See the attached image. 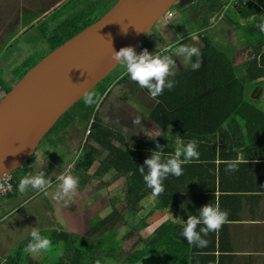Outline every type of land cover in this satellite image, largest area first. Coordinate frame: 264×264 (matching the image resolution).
Returning <instances> with one entry per match:
<instances>
[{
    "label": "trees",
    "instance_id": "obj_1",
    "mask_svg": "<svg viewBox=\"0 0 264 264\" xmlns=\"http://www.w3.org/2000/svg\"><path fill=\"white\" fill-rule=\"evenodd\" d=\"M66 1L53 9L43 19L53 12H56V18H61L63 14L59 13V15L57 12H59ZM115 2L116 0H103V8L101 9L103 11L101 13L95 12V3L92 4L89 0L80 2V4H83V7L79 8L77 11L75 8L70 9H74V13L63 17V20L56 25L54 30L49 32L50 34L47 33L48 29L42 30V34L38 33V37L41 38V41L43 43L45 41L48 43L49 50L46 51V54L63 44L86 26L98 20ZM259 4L258 0H250L246 3L243 1H241V3L239 1L238 3V0H236V3L233 4L235 6L233 9L240 19L251 17L250 20L252 24L250 26V31L260 35V31H254L252 29V26L257 24L255 22V16L259 13ZM43 19L37 23L41 22ZM37 23L30 27L28 32L32 30ZM254 29L256 30V27H254ZM261 36L264 37V32H262ZM203 49V51L200 49L202 57H208V59L205 58L207 63L215 64L213 70L207 69L202 75L201 68L199 71H191L189 68L185 69L178 75L169 77V79L176 80L177 83L175 87L172 90L165 89L163 94L155 99L144 89L150 99L156 100L155 104L148 111V118L160 127L169 126L176 131L194 134L196 132L200 133L201 131H221L222 127L219 118L223 119L224 122L227 117L233 115V117L238 116L240 118H245L244 130L247 131V134L255 132L256 130L259 131L257 127L258 125L261 126V124L257 121V118H261L264 124V110L260 107L246 104L244 99V88L246 82L258 84L264 79V44L260 42L258 44H253L252 50L254 51V56L247 62L246 69L244 66H239L242 71L239 74H235L230 57H226L224 52L209 48L206 44ZM209 50L210 52H216V54H206ZM43 56L45 55H42V57ZM213 58L216 59L212 60ZM37 62L38 60H26L23 63V65L27 67L25 72ZM203 66L204 64L202 63L201 67ZM216 66L219 67L218 70H216ZM20 78L21 77L17 78L13 84L17 83ZM107 87L106 84H103L101 88L102 94L98 92L97 94L102 97ZM11 88L12 86L9 88L3 87L0 81V99L4 98ZM241 103L245 104L247 110H249L248 113H242V110L246 108H241ZM78 104H80L79 109L81 111V119H78V121L82 124L84 129L89 127L88 129L90 132L88 136L91 139V141L86 143L80 150L83 151V155L76 160V163L73 165L75 172L80 176L79 183L81 181L85 189H88V181L92 177L103 179V176L109 173L110 170H114V175L112 176L114 179L120 175L125 176L124 196L129 207L126 209V214H124L125 211H117L115 208H112L103 219H101V217H95L96 223H94L90 229L84 230L83 237L79 234L64 230L53 233L50 239L52 240L53 246L63 243L60 251L63 256V260L59 262L61 264H95L96 260H100L101 264H106V258H114L119 248L116 240V222L122 219L127 221L129 217H136L137 212L142 208V203L145 198L150 194L154 195L152 190L145 185L137 169L143 166L144 160L151 155V151L145 146L144 143L147 142L145 140L136 143L134 148L127 146L123 147L121 146L122 142L118 146L116 140L119 136H122L103 124L102 119L97 114L98 104L87 106L84 104L83 99H80L74 106ZM63 117H66L70 122L75 119L70 116V109L62 118ZM204 117L217 118L211 123H203ZM56 123H58V121ZM56 125L57 124L54 126ZM29 160H31V158ZM28 161L16 171L22 169L24 173L27 174L24 167ZM97 163L98 165L91 173V170ZM197 165H199L197 162H193L184 165L183 169H188V175L197 178L198 174H196L194 170V167ZM183 173L185 174V171H183ZM13 179L14 190L8 197H13L18 188V182L14 176ZM180 180L181 176L175 177L169 175L163 182L164 192L160 195H154L158 200L156 206L150 209L143 217L137 219V225L134 228L132 227L138 231L140 229L143 230L141 232L142 235L139 237L140 239L137 238V240H144V244L141 248L136 247L128 253L125 259L129 264L140 260L145 255H156L161 249L165 252V264L190 263L192 246H189L186 240L179 235V232L182 231V225L173 223L172 221L163 224L160 220H155L158 215L164 213L166 206H176L178 204L181 193ZM215 201V198L214 200L212 199V203H215ZM150 225H152V227H150ZM106 232H108L107 234L109 236L113 237L115 243L109 242L105 234ZM133 232L134 230H131L128 234L131 235ZM97 233L100 234L97 236ZM92 238H94L95 245H87ZM79 239L81 240L80 244ZM105 247L106 250L104 249ZM58 248L60 249V246H58ZM58 248H53L51 250L56 251ZM30 260L33 264L38 263L32 259ZM11 263L16 264L13 262Z\"/></svg>",
    "mask_w": 264,
    "mask_h": 264
},
{
    "label": "crops",
    "instance_id": "obj_2",
    "mask_svg": "<svg viewBox=\"0 0 264 264\" xmlns=\"http://www.w3.org/2000/svg\"><path fill=\"white\" fill-rule=\"evenodd\" d=\"M21 1L22 3L18 9L22 12L25 9H28V5L24 4V0ZM64 1L66 0H63L62 2ZM217 1L220 2L219 7L212 8L214 7L216 0H203V7L195 13L192 4H195L198 0L179 1L177 4L183 8L185 19L189 20L191 18H197L199 20L197 24L199 29L195 32H189L186 30L188 29L187 27L183 31L175 21L170 20V16H164V20H161V18L155 22L152 29L149 30L139 46L143 49H147L150 53L160 48L169 47V51L165 54L172 56L175 60L176 67L174 71L175 75H178L180 72L188 69V67L184 65L181 57L175 55L176 48L180 44H187L189 46L196 45L203 51V47L206 44L209 48L224 52L226 57H230L231 63L234 66L235 74L241 73L242 71L239 66H244L246 69L247 62L254 56V51L252 50L253 44H258L259 42L264 44V37L257 42L256 39H253L249 26L247 27L248 29L246 28V32L243 31L240 33L241 30L238 31L235 27L236 18L238 17L236 13L228 14L227 16L221 15L220 17L222 18L220 20L219 17L215 20V23L211 24L210 20H213V16L217 15L216 13H218L219 8L228 3L226 2L227 0L222 2L221 0ZM248 1L250 0H245L243 2L246 3ZM3 2L4 0H0V21L5 19V7L1 6L4 5ZM62 2L56 5L53 9L59 6ZM259 3L262 11L255 16L256 23H259L261 19L264 18V2L260 0ZM234 7V5H230L227 10H233ZM208 8L211 12L208 11ZM53 9L42 15L38 12L26 11L24 13L28 15L26 20L23 19L24 14H22L21 22H18V27L11 33L10 38L14 36L12 37L13 39H2L0 41V57L2 56V51L13 45V42L16 39L22 37L21 35L33 32L32 28L29 32L28 29L43 19ZM248 18L251 19V17ZM193 33L199 34V41H193L191 39ZM208 34L214 36V41L207 36ZM261 34L262 32H260V35ZM216 43H220L221 46L216 45ZM234 44H236V46H234ZM210 53L216 54V52H210V50L206 52V54ZM205 58L208 59V57ZM205 58L202 57L204 64V66L201 67L202 75L207 69L213 70L215 66L213 63H207ZM214 59L216 58H213L212 60ZM3 67L4 66L2 65L1 71ZM218 69L219 67L216 66V70ZM117 75L118 77H116L113 87L109 92H112L111 102L116 103V101H112L115 91L118 92L117 90H114L116 89V86H124L126 90L130 89V93L135 89H137L136 91L142 90L146 93L144 89L140 88L138 84L125 74L124 69ZM2 81L3 80H1V82ZM117 81H119L118 85ZM127 81H130L131 84H134L135 86L133 87L129 83H126ZM107 95L108 94H106V97ZM244 99L246 104L254 105L264 110V79L258 84L246 82ZM155 101H153L152 106L155 104ZM122 103H126V105L130 106L132 109L136 108L135 104L127 100H123ZM242 107L246 108L242 110V113L249 112L244 103H241V108ZM98 115L101 117L99 112ZM216 118L217 117H204L203 123H211ZM219 120L222 127L221 131H201L200 133L196 132L194 134L176 131L169 126L165 128L161 127L163 130L160 131V126L151 120L150 122L153 126L149 125V127L154 130V133L146 135L143 133L144 131L139 130L136 134H132L128 139L122 132L117 130L118 134L122 136H119L117 141L120 143L122 142L121 146L123 147L127 146L134 148L136 143L145 140L147 142L144 144L151 152L156 150V144L158 143L161 146H164L162 151L166 153V155L174 152V141L176 138L175 136L177 135L182 137L185 143L189 140L197 141V150L200 152V161H202L197 162L199 165L194 167L196 174H198L197 178L189 176L187 173L188 169H183L185 174L183 173L181 175V193L178 199V204L176 206H166L164 213L158 215L155 220H160L163 224H167L169 221L173 222V219L186 221L188 215H198L199 209L205 204L212 203V199L214 200L215 198V203L219 204L221 210H226L229 213L228 223H225L218 232L209 233L207 237H204L209 241L207 247L197 248L192 246L189 264H264V132H262L264 131V124L261 118H257V121L261 124V126L258 125L257 127L259 131L255 129V132L247 134V131L244 130L245 118H240L238 116L233 117L232 115L227 117L224 122L221 118H219ZM129 140H131V142H128ZM119 145L120 144H118V146ZM77 148L78 147H76V150ZM231 159H239L248 162L240 163L237 171L226 173V165L224 163L217 164V161ZM118 177H124L125 180L124 175ZM146 199L149 201V208L143 213V216L151 209V206L156 205H153L151 201H155L156 203L158 201L157 198L151 194L147 196ZM22 204H24V202L15 205L10 209V212L7 215H10L13 211L17 210ZM143 216H140L137 213L136 217H129V220L134 224L132 226L133 228L138 223L137 219H140ZM5 217L6 215L2 216L0 220ZM179 220L173 223L182 225ZM123 223V226L126 227V229L120 231L116 229L118 236L117 243L119 245L117 252L118 257L109 261H106L107 258L105 260L106 264H109V262L112 264H129L125 257L133 249L141 247L144 244V240H137V238L142 235L141 232L143 230L140 229L138 231L133 229L130 222H126L125 220ZM202 226L203 225L198 226L197 231H199V227ZM150 227H152V225H150ZM131 230H134V232L129 235L128 233ZM180 233L181 231L179 232V235L181 236ZM22 241L24 240H18L16 245L13 246V250L16 248L15 246L21 244ZM9 243L8 238H6L3 243L0 242V251H3V249H5L4 245ZM132 264H147V262L145 259L141 258Z\"/></svg>",
    "mask_w": 264,
    "mask_h": 264
},
{
    "label": "rangeland",
    "instance_id": "obj_3",
    "mask_svg": "<svg viewBox=\"0 0 264 264\" xmlns=\"http://www.w3.org/2000/svg\"><path fill=\"white\" fill-rule=\"evenodd\" d=\"M62 1L63 0H24V4L28 5V9L21 12V10L18 9L22 3L21 0H4V5L1 6L5 7V19L0 21V41L2 39H11L14 37L12 36L10 38L11 33L16 30L18 22H21V15L26 11L38 12L42 15L48 13V11ZM85 1L86 0L66 1L63 7L60 8L59 12H57V14H63L61 18H56V12L51 13L48 17L35 25L33 32L23 35L13 45L2 51V56L0 57V81L3 80V87L9 88L10 86H13V83L17 78H22L24 76L27 67H25L23 63L26 60L32 59L39 61L42 59V55H46V51L49 50L48 43L46 41L43 43L41 38L38 37V33L42 34V30L48 29L47 33L50 34L49 32L54 30L56 25L63 20V17L74 13V9H70L75 8L77 11L79 8L83 7V4H80V2ZM179 1L181 0H177L168 11V16L171 18L170 20L175 21L183 31L188 27V29H186L187 31L195 32L199 29V26L197 25L199 20L197 18H191L189 20L185 19L183 8L177 4ZM222 1L224 0H221V2ZM229 1L230 0H227L226 2ZM239 1L241 3V1L245 0H238V3ZM262 1L264 2V0ZM89 2L92 4L95 3V12L101 13L103 11L101 10L103 8V0H89ZM233 4L234 3H231L229 6ZM203 5V0H198V2L192 4L194 13L202 8ZM219 5L220 2L216 0L214 8H218ZM227 8L225 10H223V7L219 8L218 13L216 14L218 15L220 12H222V16L235 14L234 9L227 10ZM208 11L211 12L209 8ZM258 11H262L261 7ZM27 16L28 15L24 14L23 19L26 20ZM221 18L222 17H220L219 20ZM161 20H164V17H162ZM215 22V20H210L211 24ZM251 22L252 21L249 18L243 20L237 17L235 27L238 31L241 30L240 33L243 31L246 32V28L251 26ZM254 27L256 26L253 25L252 29L258 31L257 27L256 30ZM251 34L253 39H256L257 42L262 39V36L257 35L256 32H251ZM207 36L214 41V36L212 34H208ZM216 45L221 46L220 43H216ZM234 46H236V44H234ZM134 49L137 54L143 50L139 44ZM1 64L4 66L2 71ZM123 69L124 68L118 64L92 89V91L102 94L101 88L103 84H106V87L109 85L104 91L101 101L98 103L97 109L101 117L98 116L102 119L105 126L110 127L116 132L117 130L122 132L128 139L132 134H136L139 130L144 131L143 133L146 135L154 133V130L149 127V125L153 126V124L150 122V118L147 117L148 111L151 109L154 100L150 98L148 99V96H145L147 94L144 91H136L137 89H135L130 93V89L126 90L124 86H116V89L114 90H117L118 92L115 91L112 99V101H116V103L111 102L112 92H109L113 87L116 77H118L117 74ZM126 83H129L133 87L135 86L134 84H131L130 81H127ZM118 84L119 81H117V85ZM106 94H108L107 97ZM123 100L132 102L136 105V108H130V106L126 105V103L129 104L128 102L122 103ZM79 107L80 104L70 108V116L75 119L70 122L66 117H61L62 119L60 118V121L58 120V123H56L57 125L54 126V128L42 139L38 148L34 152V155L31 157V160H29L24 167L27 174H25L22 169L12 173L19 183V180L22 177L33 174L42 167L45 171V175L51 179L52 186L49 188L48 195L46 196L43 194L36 195L31 189H29L27 193L21 194L17 188L13 197L7 196L1 199L0 218L4 215H6V217L0 220V242L3 243L5 239L8 238L10 243L4 245L6 251L5 249L0 251V264H12L11 262L16 264H33L30 259L38 262L34 264H57L63 260L62 253L60 252L63 243L52 247L53 249L60 246V249L58 248L56 251L50 250L46 253L42 252L37 255H30L24 252V245L26 246L29 243L31 239L30 232L34 227L38 228L42 235H46L49 238L53 233L64 230L79 234L83 237L84 230L90 229L93 224L96 223L95 217H101V213L107 214L112 208H115L117 211H125L126 213V209L129 205L126 203L124 196L125 180L124 177H117L114 179L112 177L114 175V170H110L109 173L103 176V179L92 177L88 181V189H85V186L82 185L80 181L76 197L68 206H64L62 203H57L52 198V194L56 190L55 176L59 175L60 172L76 158V154L80 152L86 143L91 141L88 136L90 132L88 129L89 127L84 129L82 124L78 121V119H81V111ZM136 116H141V123L139 125L133 124V118ZM162 130L163 129L160 127V131ZM116 142L117 144H120L119 141L116 140ZM128 142H131V140ZM76 147H78L77 150ZM97 165L98 163L91 170V173L95 170ZM72 174L78 178L80 177L77 175L78 173L75 172L73 167ZM33 196H35V199H32ZM25 201H28L26 205ZM147 201L148 200L145 198L142 203V208L137 212L140 216H143V213L149 208V201ZM22 202H24V204L20 205L17 210L13 211L10 215H7L11 208ZM151 202L153 205L156 204L155 201ZM155 206L156 205L151 206V209ZM123 221L124 220L122 219L116 222L115 228L117 230L120 231L126 229V227L123 226ZM126 222H130L131 227L134 225L129 218ZM107 233L108 232L105 234L109 242L115 243L113 237L109 236ZM99 234L100 233H97L96 235L98 236ZM20 239L24 241H22L21 244H18V246H15L16 248L13 250V246L16 245ZM116 240L118 241L117 235ZM80 243L81 240L79 239V244ZM87 245H95L94 238L90 239ZM104 249L106 250V247ZM164 253L165 252L161 249L158 254L145 255L143 259L146 260L147 264H165L166 260ZM117 255L118 253L114 258H106V261L116 259L118 257ZM109 264L112 263L109 262Z\"/></svg>",
    "mask_w": 264,
    "mask_h": 264
},
{
    "label": "water",
    "instance_id": "obj_4",
    "mask_svg": "<svg viewBox=\"0 0 264 264\" xmlns=\"http://www.w3.org/2000/svg\"><path fill=\"white\" fill-rule=\"evenodd\" d=\"M176 1L116 0L31 67L0 100V176L21 168L83 92L118 65L112 50L137 47Z\"/></svg>",
    "mask_w": 264,
    "mask_h": 264
},
{
    "label": "clouds",
    "instance_id": "obj_5",
    "mask_svg": "<svg viewBox=\"0 0 264 264\" xmlns=\"http://www.w3.org/2000/svg\"><path fill=\"white\" fill-rule=\"evenodd\" d=\"M255 26L260 32H264V18ZM191 39L199 41L200 36L193 33ZM168 51L167 48H160L150 53L147 49H143L137 54L133 47L127 46L120 48L119 51L112 50L111 59L120 64L124 68L125 74L140 88L146 89L148 94L155 99L161 96L165 89L172 90L177 83L175 79H169V77L175 76L176 62L172 56L165 54ZM175 55L181 57L184 65L191 71H199L202 66V53L196 45L180 44L176 48ZM82 99L85 105L92 106L98 104L102 97L87 89L83 92ZM140 123L141 116L133 118L134 125ZM175 137V148L172 154L166 155L162 151L164 146L157 143L156 150H153L151 155L144 160L143 166L137 168L145 185L152 190L154 195H160L164 192L163 182L169 175L179 177L183 174L184 165L202 162L200 161V152L197 150V141L189 140L185 143L179 135ZM82 155L83 151L77 153L76 158L59 175L55 176L56 190L52 194V198L57 203L68 206L75 199L79 187V178L72 174V167ZM242 162L247 163L248 161L239 159L218 160L217 164L224 163L227 173L237 171L238 165ZM51 186V179L45 175V171L41 167L35 173L22 177L17 187L21 194H25L31 189L36 195L43 194L46 196ZM3 187L4 185L0 184V188ZM7 187L11 188V185L9 184ZM32 199H35V196ZM27 203L28 201H25V205ZM105 215L106 213H101V219ZM228 216L229 213L226 210H221L218 203H208L199 209L198 215H188L186 221L171 218L173 222L179 220L182 224L180 234L189 246L205 248L209 241L204 237H207L209 233L218 232L225 223H228ZM201 225L203 226L199 227V231H197L198 226ZM30 237L29 243L24 248L26 254L37 255L48 252L53 247L52 240L48 236L42 235L36 227L32 228ZM95 264H101L100 260H96Z\"/></svg>",
    "mask_w": 264,
    "mask_h": 264
},
{
    "label": "built area",
    "instance_id": "obj_6",
    "mask_svg": "<svg viewBox=\"0 0 264 264\" xmlns=\"http://www.w3.org/2000/svg\"><path fill=\"white\" fill-rule=\"evenodd\" d=\"M231 3H236V0H230L227 4H225L223 6V10H225L229 6V4H231ZM168 15H169V13L165 14L164 16H168ZM221 15H222V12H220V14H218V15H214L212 19L213 20H216ZM168 48L169 47H167V49ZM0 184H3L4 185L3 188H0V201H1L2 198L7 197L14 190V179H13L12 174L6 175L3 178H1L0 179ZM9 184L11 185V188H8L7 187V185H9Z\"/></svg>",
    "mask_w": 264,
    "mask_h": 264
}]
</instances>
